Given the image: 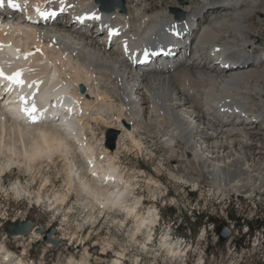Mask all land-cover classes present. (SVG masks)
<instances>
[{
  "label": "bare ground",
  "instance_id": "1",
  "mask_svg": "<svg viewBox=\"0 0 264 264\" xmlns=\"http://www.w3.org/2000/svg\"><path fill=\"white\" fill-rule=\"evenodd\" d=\"M225 1L228 4L173 0L164 5L160 0L162 7L151 9L149 0H123L111 9L116 0H15L19 8H0L2 64L15 63L30 74L33 89L61 85L59 93L76 100L66 106L58 103L57 114L47 111L36 122L20 120L11 109L14 104L5 107L0 102V156L5 158L0 188L13 165L33 173L37 165L63 162L62 188L56 189L48 176L34 195L57 218L63 213L64 237L59 242L68 239L69 213L79 207L91 219L97 211L124 212L138 233L150 231L142 245L148 252L153 249L160 216L156 206L142 213L144 201L136 195V185L145 172L134 175L123 162L132 148L153 155L160 151L161 167L198 189L205 183L210 191L222 193L264 192V38L261 33L254 39L248 36L254 15L264 23V0ZM98 4L107 11L105 18L87 28ZM177 14L184 19L197 16L196 25L176 23ZM100 25L106 30L99 32ZM114 30L117 35L111 37ZM190 35L197 46L188 53ZM7 42L25 58L10 57ZM126 48L139 52L136 61ZM203 48L207 57L198 55ZM105 124L121 132L114 148L97 135L95 125ZM148 183L161 188L153 177ZM12 186L19 196L34 198V191L20 181ZM74 197L76 207L70 206ZM33 227L29 237H17L42 240ZM78 235L79 230L73 232L70 240L77 241ZM132 237L137 244L135 232ZM104 244L100 254L107 258L112 242ZM159 244L173 259L184 252L178 251L183 244L174 242L169 232ZM86 247V256L77 264H88ZM126 251H117L113 264H127ZM28 258L26 248L16 255L0 242V264H31ZM138 263L139 256L132 264Z\"/></svg>",
  "mask_w": 264,
  "mask_h": 264
},
{
  "label": "rangeland",
  "instance_id": "2",
  "mask_svg": "<svg viewBox=\"0 0 264 264\" xmlns=\"http://www.w3.org/2000/svg\"><path fill=\"white\" fill-rule=\"evenodd\" d=\"M172 1L163 0V4L170 5ZM193 1L199 2L197 4L202 2V0ZM149 2L151 9L162 7L160 0H149ZM249 24L251 31L248 36L254 39L255 34L261 33L264 38V23L258 22L256 15L250 19ZM208 61L210 62L211 59ZM95 127L98 137L105 143H109L113 138L117 141L121 133L119 129H116L117 127L106 124L100 127L95 125ZM149 140H152L151 137ZM160 154V151H157L156 155L149 152L140 153L132 148L123 156L124 165L127 166V170H131L132 174L139 175L142 171L145 172L144 178H138L139 184L136 185V195L144 201L142 213L149 207L156 206L161 218L160 228L156 229L155 241L150 243L153 244L150 245L153 246L150 252L146 248L143 249L142 245L147 241V231H150L145 230V233H138L135 221L121 211H112L109 215L97 211L94 213L96 219H91L83 208H75L69 213L70 230L66 231L69 232L68 239L59 242V238L64 237L60 230L61 221L64 218L63 213L57 218L54 210L50 211L51 208L45 203V206H39L34 197L43 179L48 176L52 183L56 184V189L62 188L65 177L63 175L65 174L64 165L56 158L57 162L52 163V166L51 164L48 166L47 162L43 164L44 166L37 165V169H34L37 171L33 173L26 172L25 167L23 169L17 165L6 170L7 172L2 177V186H4L0 188V242L2 246L6 245L16 255L22 254L26 248L29 255L28 261L31 264L42 262L44 264H77L86 256V246H89L88 251L91 254L88 264H113L117 251L124 249L127 250V264H132L137 256H139L138 264H264V230L260 229L258 232L254 229L251 235L245 233L246 227L251 226L248 222L257 220L264 222V192L252 195L222 193L217 190L210 191L205 183L201 184L198 189L193 184H186L182 179L171 176L166 169L161 167ZM4 161L5 158L0 156V163L3 164ZM159 168L162 169L160 174ZM150 177L158 180L161 184L160 190L149 185ZM18 181L31 188L32 192L34 191L31 196L34 197L32 200L29 199L28 193L20 196L14 193L12 185ZM155 198L158 200L156 203H154ZM76 201L74 197L70 201V206L76 207ZM198 213H201V216ZM203 213L206 216H202ZM26 220L34 222L33 228L36 227L37 231L42 233V240L36 242H31L30 238L25 240L33 229L24 235H8L7 223ZM224 224L232 228V235L226 241L221 242L218 228ZM40 225L46 229L44 232L40 231ZM80 225L81 229H78ZM47 226L50 227L47 228ZM51 229L53 233L50 237L58 240L57 244L46 240L47 232ZM77 230H79V237L74 242L73 239L70 240V236ZM169 231L172 232L174 242L178 244H183L182 238H187L186 244L190 248L186 260L177 258V256L173 259L167 255L165 249L160 250V239L165 232ZM133 232L137 234V241H139L137 244L132 237ZM17 236H25V238ZM81 239L82 244L80 245ZM84 241L87 242L86 246L83 244ZM104 241L112 242L113 247L107 258L100 254L105 245ZM179 250L184 251L185 249L178 248ZM73 258L75 261L71 262L70 259Z\"/></svg>",
  "mask_w": 264,
  "mask_h": 264
},
{
  "label": "water",
  "instance_id": "3",
  "mask_svg": "<svg viewBox=\"0 0 264 264\" xmlns=\"http://www.w3.org/2000/svg\"><path fill=\"white\" fill-rule=\"evenodd\" d=\"M117 3L115 4H123V0H116ZM110 147L114 148L115 147V138L111 139V141L109 142ZM32 226H34V222L30 221V220H26V221H13V222H9L6 225V232L8 233V235L10 236H15L18 234H28L31 229ZM45 228L40 225V231H44ZM53 233V229L49 230L47 232V236H46V240H51V234ZM218 235H219V240L221 242L226 241L228 238H230V236L232 235V228L229 227L228 225L224 224L222 225L220 228H218ZM55 244H57L56 240H52Z\"/></svg>",
  "mask_w": 264,
  "mask_h": 264
},
{
  "label": "snow or ice",
  "instance_id": "4",
  "mask_svg": "<svg viewBox=\"0 0 264 264\" xmlns=\"http://www.w3.org/2000/svg\"><path fill=\"white\" fill-rule=\"evenodd\" d=\"M7 3H8V6L12 7V8H19L20 7L17 3H15V0H7ZM0 6H4V0H0ZM36 11L38 13H40L41 15H46V13L40 12L39 8H37ZM20 75H21V73L17 72L16 74H14V76L5 77V78L14 81L17 84H23V81L21 79H19ZM0 76H3L2 71H0ZM24 111L31 114L32 112L35 111V107L33 106V108L31 110H29L28 108H25Z\"/></svg>",
  "mask_w": 264,
  "mask_h": 264
},
{
  "label": "flooded vegetation",
  "instance_id": "5",
  "mask_svg": "<svg viewBox=\"0 0 264 264\" xmlns=\"http://www.w3.org/2000/svg\"><path fill=\"white\" fill-rule=\"evenodd\" d=\"M238 220V219H237ZM239 220H240V218H239ZM245 220V219H244ZM257 222H259L258 220L257 221H251V222H248V224L250 225L251 224V226H248L249 227V229L248 230H245V233H248V235H251L252 233H253V230L255 229V227L257 226L256 224H254V223H257ZM263 222V221H262ZM241 226V225H240ZM262 226L264 227V222H263V224H262ZM252 228V229H251ZM250 229H251V231H250ZM263 230H264V228H263Z\"/></svg>",
  "mask_w": 264,
  "mask_h": 264
},
{
  "label": "trees",
  "instance_id": "6",
  "mask_svg": "<svg viewBox=\"0 0 264 264\" xmlns=\"http://www.w3.org/2000/svg\"><path fill=\"white\" fill-rule=\"evenodd\" d=\"M199 216H201V215H199ZM202 216H206V215L203 213ZM207 217L209 218V216H207ZM262 224H263L262 221L257 222V224H256L257 226L255 227V229H257V230L263 229L264 227L262 226Z\"/></svg>",
  "mask_w": 264,
  "mask_h": 264
},
{
  "label": "built area",
  "instance_id": "7",
  "mask_svg": "<svg viewBox=\"0 0 264 264\" xmlns=\"http://www.w3.org/2000/svg\"><path fill=\"white\" fill-rule=\"evenodd\" d=\"M247 229V228H246Z\"/></svg>",
  "mask_w": 264,
  "mask_h": 264
}]
</instances>
